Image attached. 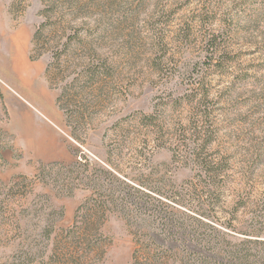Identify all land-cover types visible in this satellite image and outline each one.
I'll list each match as a JSON object with an SVG mask.
<instances>
[{"label": "rangeland", "instance_id": "1", "mask_svg": "<svg viewBox=\"0 0 264 264\" xmlns=\"http://www.w3.org/2000/svg\"><path fill=\"white\" fill-rule=\"evenodd\" d=\"M0 264H264V0H0Z\"/></svg>", "mask_w": 264, "mask_h": 264}, {"label": "trees", "instance_id": "2", "mask_svg": "<svg viewBox=\"0 0 264 264\" xmlns=\"http://www.w3.org/2000/svg\"><path fill=\"white\" fill-rule=\"evenodd\" d=\"M46 27V25H42L41 27H39L38 28V31L35 33V35H34V40L35 41H37V40H39V35H40V33H41V31H42V29L41 28H45ZM209 42L207 43V46H206V49H207V52L209 53V54H211L212 56H216V55H219L220 53H221V44L216 40V36H212L209 40H208ZM60 58V57H59ZM31 60H34V58L33 57H31ZM59 61V59L57 60V62ZM50 71V65H48V67H47V70H46V76H48L49 75V72ZM101 73H99L98 71H96V70H94V69H89V72H88V76H89V78L90 79H96V78H98V76L100 75ZM60 100L58 99V102H59ZM199 126H197V130L199 129L198 128ZM168 223L170 224V225H174V227H175V225H176V223H175V221L174 220H172V219H169L168 220ZM159 249V248H158ZM150 250V252L152 251H154V252H156L157 251V248L155 249V250H152V249H149ZM151 252V253H152ZM154 257H152V259H156V258H158V255L155 253L154 255H153ZM157 260V259H156Z\"/></svg>", "mask_w": 264, "mask_h": 264}]
</instances>
